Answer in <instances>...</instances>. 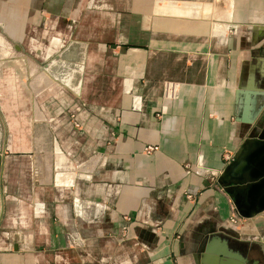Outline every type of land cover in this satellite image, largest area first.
Masks as SVG:
<instances>
[{
	"label": "crops",
	"instance_id": "1",
	"mask_svg": "<svg viewBox=\"0 0 264 264\" xmlns=\"http://www.w3.org/2000/svg\"><path fill=\"white\" fill-rule=\"evenodd\" d=\"M0 32L41 70L15 91L0 74V264H196L211 230L264 241V209L241 216L217 182L250 135L234 90L263 57L264 0H0Z\"/></svg>",
	"mask_w": 264,
	"mask_h": 264
},
{
	"label": "water",
	"instance_id": "2",
	"mask_svg": "<svg viewBox=\"0 0 264 264\" xmlns=\"http://www.w3.org/2000/svg\"><path fill=\"white\" fill-rule=\"evenodd\" d=\"M262 58L252 59L242 66L234 90L236 121L250 127L264 107V44ZM255 85H260L259 89ZM217 182L230 195L235 210L248 217L264 209V124L252 135L243 138L222 170ZM230 241L241 244L234 247ZM258 248L260 254L251 256ZM196 264H264V241L261 239H234L219 230H211L195 254Z\"/></svg>",
	"mask_w": 264,
	"mask_h": 264
},
{
	"label": "rangeland",
	"instance_id": "3",
	"mask_svg": "<svg viewBox=\"0 0 264 264\" xmlns=\"http://www.w3.org/2000/svg\"><path fill=\"white\" fill-rule=\"evenodd\" d=\"M6 29L9 31L10 34H13L14 30H13L12 26H9V24L6 25ZM14 43H16V41H14V39L7 38L4 34H2V35L0 34V74L6 75V77L8 74V76H9L8 78H9L10 82L12 83V85L10 83L9 87L13 88V90L15 91L18 87V84H17L18 73H21V76H22L23 72H24L26 81L28 82L30 80V81H32V83H30V84H33V83H36L35 82L36 79H34V77H38L37 73H41L40 72L41 70H40L38 64L36 65V64H33L32 62L29 65H19L16 61L17 53L15 52V49L13 48ZM7 62H9V63H7ZM6 87H7V85L4 82L3 88H6ZM2 101L3 102L6 101V98H2V96H0V142L4 136V127L2 126V122H1V103H2ZM15 103H16V101L14 99V102H13L14 107L16 105ZM257 122H258V120H257ZM257 122L255 124H257ZM254 250H255V248H254Z\"/></svg>",
	"mask_w": 264,
	"mask_h": 264
},
{
	"label": "built area",
	"instance_id": "4",
	"mask_svg": "<svg viewBox=\"0 0 264 264\" xmlns=\"http://www.w3.org/2000/svg\"><path fill=\"white\" fill-rule=\"evenodd\" d=\"M169 88V87H168ZM169 91H171V88H169ZM72 123H73V125L75 126V127H77L78 126V122L77 121H75V120H73L72 121ZM157 148V145L156 144H144L143 146H142V148H141V151L143 152V153H150V152H152L153 150H155ZM232 158V155L229 153V152H225L224 154H223V159L226 161V162H228L230 159ZM197 170L198 171H202V168L201 167H198L197 168ZM185 196L187 197V198H192V194L191 193H189V192H186L185 193ZM230 210H231V215H230V217H229V220L231 221V222H236L237 221V215H236V213H235V211H234V207H233V205L230 203ZM126 217V216H125ZM128 218V217H127ZM122 229H125V227L124 228H122Z\"/></svg>",
	"mask_w": 264,
	"mask_h": 264
},
{
	"label": "flooded vegetation",
	"instance_id": "5",
	"mask_svg": "<svg viewBox=\"0 0 264 264\" xmlns=\"http://www.w3.org/2000/svg\"><path fill=\"white\" fill-rule=\"evenodd\" d=\"M263 111H264V107L261 109L260 113L258 114L257 118L254 120L252 125L249 127L250 135L255 133L257 131V129L260 128L264 124V112ZM257 120H258V122H257ZM256 122H257V124H255ZM238 245L241 246V244H238Z\"/></svg>",
	"mask_w": 264,
	"mask_h": 264
},
{
	"label": "bare ground",
	"instance_id": "6",
	"mask_svg": "<svg viewBox=\"0 0 264 264\" xmlns=\"http://www.w3.org/2000/svg\"><path fill=\"white\" fill-rule=\"evenodd\" d=\"M17 65H18V64H17ZM46 70H47V72H48L49 74H51L48 66L46 67ZM17 73H18V72H17ZM18 74H19V73H18ZM13 85H14V84H13ZM7 87H8V86H7ZM16 87H17V86H16ZM10 89H11V88H10ZM17 89H19V88H17ZM9 93H10V92H9ZM10 95H11V94H10ZM21 135H22V133H21ZM21 137H22V136H21ZM24 137H25V136H24ZM24 137H23V138H24ZM23 138H21V140H22ZM19 140H20V139H19ZM25 140H26V138H25ZM25 140H24V141H25ZM27 142H29V141H27ZM27 142H26V143H27ZM21 143H22V142H21ZM25 148H26V147H25ZM22 150H23V149H22ZM8 158H9V157H8ZM10 158H11V156H10ZM17 159H18V158H17ZM11 161H12V160H11ZM22 162H23V161H22ZM18 165H19V164H18Z\"/></svg>",
	"mask_w": 264,
	"mask_h": 264
}]
</instances>
